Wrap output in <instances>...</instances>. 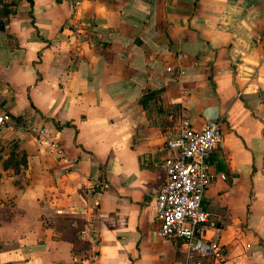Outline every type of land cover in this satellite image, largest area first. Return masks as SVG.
Returning a JSON list of instances; mask_svg holds the SVG:
<instances>
[{"label":"crops","instance_id":"obj_1","mask_svg":"<svg viewBox=\"0 0 264 264\" xmlns=\"http://www.w3.org/2000/svg\"><path fill=\"white\" fill-rule=\"evenodd\" d=\"M0 113V264H216L156 235L154 200L166 139L211 115L194 235L264 264V0H0Z\"/></svg>","mask_w":264,"mask_h":264},{"label":"built area","instance_id":"obj_2","mask_svg":"<svg viewBox=\"0 0 264 264\" xmlns=\"http://www.w3.org/2000/svg\"><path fill=\"white\" fill-rule=\"evenodd\" d=\"M8 120L10 117L7 114L0 113V124ZM20 127L58 160L76 163L68 156L62 140L46 125L27 118ZM220 138L221 128L217 121L207 119L200 128L194 129L190 120L182 117L177 133L166 139L165 145L172 153L162 161L166 176L154 200L157 236L178 238L189 255L208 256L216 260V264H225L227 255L219 241L194 235L195 227L204 231L209 223V212L203 207L201 198L212 178L206 160Z\"/></svg>","mask_w":264,"mask_h":264},{"label":"water","instance_id":"obj_3","mask_svg":"<svg viewBox=\"0 0 264 264\" xmlns=\"http://www.w3.org/2000/svg\"><path fill=\"white\" fill-rule=\"evenodd\" d=\"M216 116H208V120H212V121H216ZM197 231V227H195V229H194V232H196Z\"/></svg>","mask_w":264,"mask_h":264}]
</instances>
